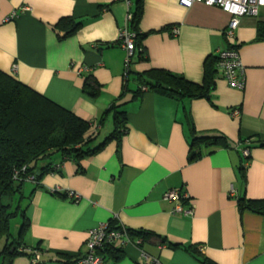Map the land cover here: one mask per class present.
Returning <instances> with one entry per match:
<instances>
[{
    "label": "crops",
    "instance_id": "0c3cea01",
    "mask_svg": "<svg viewBox=\"0 0 264 264\" xmlns=\"http://www.w3.org/2000/svg\"><path fill=\"white\" fill-rule=\"evenodd\" d=\"M13 13L16 18L4 23ZM127 13L117 0H0V71L100 134L111 117L101 125L103 115L125 86L119 31ZM63 19L82 26L59 40L56 26ZM229 21L201 3L187 10L178 0H142L138 32L147 60L135 56L129 72L163 70L200 84L205 61L230 47L245 69V89L229 88L218 74L209 99L176 101L144 92L131 101L139 89L131 77L122 101L126 133L79 168L55 161L40 187L25 185L29 227L23 242L40 250L43 264H75L87 233L113 220L134 243L142 241L116 246L113 264H150L141 253L160 264H264V213L238 206L239 200L264 201V39L258 35L264 8L226 38ZM87 77L100 88L96 99L83 93ZM189 124L199 136L224 137L228 147L205 150L188 163ZM244 149L249 158L242 173ZM172 190L188 195L192 217L171 213L174 204L163 196ZM69 192L80 201L72 202ZM12 264L30 262L18 257Z\"/></svg>",
    "mask_w": 264,
    "mask_h": 264
},
{
    "label": "trees",
    "instance_id": "16d2710c",
    "mask_svg": "<svg viewBox=\"0 0 264 264\" xmlns=\"http://www.w3.org/2000/svg\"><path fill=\"white\" fill-rule=\"evenodd\" d=\"M130 13L132 20L128 28L136 35L135 56L137 61H146V52L142 46L144 35L138 32L142 0H135ZM81 26L72 19L61 20L56 26L63 33L59 40L75 35ZM258 35L264 39V24H259ZM216 63L217 57L205 61L204 77L200 84L163 70H151L138 75L129 72L123 93L100 121L102 125L105 118L111 116L113 124L112 133L101 143H97L99 134L92 130V124L0 71V264H12L18 257H25L30 261L33 255L25 251L41 254L38 248L29 249L23 242L29 227L26 217L29 198L25 195V185L40 187L41 177L54 171L55 161H73L79 168L81 161L96 155L107 143L118 141L126 133L127 119L122 108L127 103L122 101L128 93L127 83L131 77L139 85L138 91L132 94L131 101L141 98L144 93L141 88L145 92L176 101L209 99L217 76ZM83 93L93 99L99 97L100 88L92 77L85 79ZM189 127L188 163L198 161L205 150L228 147L224 137L199 136L190 124ZM244 170L241 165L240 171L243 173ZM238 206L241 210L264 213V201L239 200ZM14 220H18V225L13 230ZM110 226L114 229L117 224L111 221ZM114 254V250L108 251V256Z\"/></svg>",
    "mask_w": 264,
    "mask_h": 264
},
{
    "label": "built area",
    "instance_id": "2783aa9c",
    "mask_svg": "<svg viewBox=\"0 0 264 264\" xmlns=\"http://www.w3.org/2000/svg\"><path fill=\"white\" fill-rule=\"evenodd\" d=\"M124 3L128 8L126 16V25L119 31L120 47L125 53L124 70L123 75L126 79L129 74L130 65L135 57V38L129 28L128 24L132 20L130 13L131 2L130 0H117ZM201 3L206 7H215L226 13L230 17V21L223 31V35L226 38H231L240 26V21L243 18H255L261 8H264V0H178L179 6L185 9H191L194 4ZM26 8H21L20 11L24 12ZM16 13L11 14L4 20V23H8L16 18ZM172 34L176 35L177 30L173 29ZM216 73L226 81L229 88L233 90L243 91L245 89V69L241 64L239 53L237 49L227 47L221 50L217 55ZM142 92H145L144 88H141ZM233 116H239L238 111L232 113ZM241 156L245 160L242 164V168L248 167L249 151L244 149L241 151ZM32 180V178H31ZM56 191V190H55ZM53 191V193H55ZM234 191L231 190V194ZM68 198L77 203L80 201V197L71 192L68 193ZM163 200L174 204L172 209L173 215H182L192 217L194 214V208L189 203V197L187 194L180 191H169L164 194ZM188 203V208H184V204ZM114 221V220H113ZM135 244L140 246L141 240H137L135 243L130 238L129 232L121 225L117 224L116 228L110 226V222L100 224L97 228L90 230L87 233V239L85 241V253L81 256L75 264H113L109 259L108 251L114 250L116 246L125 247ZM33 255L29 261L30 264H43L41 261V254L38 252H30ZM141 258L150 264H160L157 260L150 258L145 253H141Z\"/></svg>",
    "mask_w": 264,
    "mask_h": 264
},
{
    "label": "rangeland",
    "instance_id": "374dc122",
    "mask_svg": "<svg viewBox=\"0 0 264 264\" xmlns=\"http://www.w3.org/2000/svg\"><path fill=\"white\" fill-rule=\"evenodd\" d=\"M102 125H104V122H102ZM113 131V124H112V118L108 120V123H106L104 130L98 135V141L97 143L103 142ZM18 225V220H14L12 222L13 230L15 226ZM17 230H15L16 232Z\"/></svg>",
    "mask_w": 264,
    "mask_h": 264
}]
</instances>
